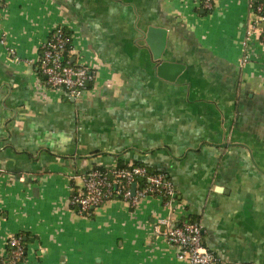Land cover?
I'll return each instance as SVG.
<instances>
[{
    "label": "crops",
    "instance_id": "crops-1",
    "mask_svg": "<svg viewBox=\"0 0 264 264\" xmlns=\"http://www.w3.org/2000/svg\"><path fill=\"white\" fill-rule=\"evenodd\" d=\"M255 20L250 0H0V258L20 235L19 264H188L162 231L199 221L221 264H264V45L245 31ZM150 26L167 32L164 59L186 65L175 82L156 76ZM58 27L94 74L77 99L39 72ZM118 164L163 173L174 198L76 213L81 174Z\"/></svg>",
    "mask_w": 264,
    "mask_h": 264
},
{
    "label": "built area",
    "instance_id": "built-area-1",
    "mask_svg": "<svg viewBox=\"0 0 264 264\" xmlns=\"http://www.w3.org/2000/svg\"><path fill=\"white\" fill-rule=\"evenodd\" d=\"M198 1L204 10L213 7L214 0ZM250 5L256 20L247 26L246 38L258 33L264 45V27L260 25L264 22V0H250ZM71 54L70 37L62 27H58L43 42L38 67L47 87L61 90L68 97L77 99L93 80L94 74L87 66L73 61ZM249 56L245 51L241 60L247 62ZM262 64L264 66V60ZM80 180L81 189L72 193L69 199L70 206L79 215H89L101 203L113 199L135 206L145 197L161 196L169 204L175 196L174 186L163 173L151 172L143 165L93 168L81 174ZM165 224L162 235L170 244L179 247L178 258L186 259L188 264H221L204 244L203 226L199 221ZM155 230L160 231L159 224L155 225ZM24 251L21 236L10 235L0 264H19Z\"/></svg>",
    "mask_w": 264,
    "mask_h": 264
},
{
    "label": "water",
    "instance_id": "water-1",
    "mask_svg": "<svg viewBox=\"0 0 264 264\" xmlns=\"http://www.w3.org/2000/svg\"><path fill=\"white\" fill-rule=\"evenodd\" d=\"M166 33L164 28L150 26L147 29L145 41L155 62L156 76L168 82H175L177 78L185 74L187 68L181 61L164 59Z\"/></svg>",
    "mask_w": 264,
    "mask_h": 264
},
{
    "label": "trees",
    "instance_id": "trees-1",
    "mask_svg": "<svg viewBox=\"0 0 264 264\" xmlns=\"http://www.w3.org/2000/svg\"><path fill=\"white\" fill-rule=\"evenodd\" d=\"M117 167H124V165H120V164H118L117 165ZM149 169V168H148ZM151 172H157V171H155V170H153V169H149Z\"/></svg>",
    "mask_w": 264,
    "mask_h": 264
}]
</instances>
